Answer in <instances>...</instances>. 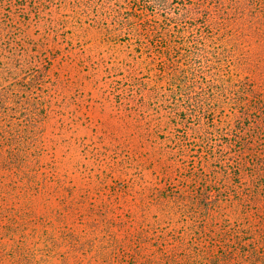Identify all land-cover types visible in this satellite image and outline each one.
I'll return each instance as SVG.
<instances>
[{
  "label": "rangeland",
  "instance_id": "374dc122",
  "mask_svg": "<svg viewBox=\"0 0 264 264\" xmlns=\"http://www.w3.org/2000/svg\"><path fill=\"white\" fill-rule=\"evenodd\" d=\"M135 1L0 12V264H142L167 224L201 260L220 241L226 264L264 254V0H159L172 23L207 20L195 48L180 28L163 46L160 17ZM182 62L206 99L167 85ZM186 97L217 121L202 150ZM199 191L200 215L176 209Z\"/></svg>",
  "mask_w": 264,
  "mask_h": 264
},
{
  "label": "trees",
  "instance_id": "16d2710c",
  "mask_svg": "<svg viewBox=\"0 0 264 264\" xmlns=\"http://www.w3.org/2000/svg\"><path fill=\"white\" fill-rule=\"evenodd\" d=\"M26 0H0V12L2 11L3 14H6L7 16L9 13L15 9L17 11H22L29 7V9L35 10L33 5L27 6ZM172 1V0H171ZM135 2L140 3L139 7L143 6H149L151 14H158V17H160V20L158 19L155 21V27L157 28V31L161 33V37L164 38V44H166V47L168 48L170 45H173L174 47L179 45V43H176V41L172 40L176 38L177 33L179 32V28L183 30H188L184 32L182 35H180L177 40L180 41L181 45L186 43V40H190L189 45L192 44V47H196L197 45L205 46V42L212 40V35H214V31L212 28L208 26L207 20H204L203 23L199 22L198 24H192L190 23L187 25L185 21L182 24H176L172 23L171 20L172 14H171V8L169 9L170 13L165 14L164 11H159L158 8L160 7L159 0H136ZM184 2V1H183ZM25 5H24V4ZM24 5V6H23ZM157 5V6H156ZM183 5V4H182ZM181 5V6H182ZM18 8V9H17ZM186 8V7H185ZM184 8V9H185ZM180 16L181 12L177 10V12H173V16ZM198 21V20H197ZM161 23V24H159ZM161 25V26H160ZM174 28L176 31L175 34H170L169 39L166 40V36L164 33L168 34V29ZM178 41V42H179ZM206 47L196 49L197 51L201 52ZM165 50V48H162ZM174 49V48H173ZM174 51V50H172ZM167 55V54H166ZM177 59V58H175ZM169 65L173 64V59L168 60ZM185 64L182 62L180 65L177 66V70L174 69L173 73H170V68L168 70V73L166 72V80L168 81L167 85L172 86L175 89L181 90V86L184 84V80H187V83H190L191 86H195L193 82H195L194 78H184L185 74L182 73L181 68H183ZM170 67V66H169ZM196 83H198L196 81ZM202 84V83H201ZM213 86L214 83L212 82ZM199 86L191 87L194 92L195 96H199L200 99H206L208 90H212L211 86L208 87H200ZM202 86V85H201ZM201 89V90H200ZM200 90V91H199ZM207 91V92H206ZM187 104L189 106V110L193 112L192 117H190V125L184 126V131H195L199 135V142H200V150L203 149L204 145H212L211 142L208 141L207 135H211L216 131L217 128V121L215 118H213L212 115L209 114L208 110L204 106V102L198 101L197 99L186 97ZM183 104H180L181 106ZM187 105V106H188ZM174 116L177 119L180 120V122H176L175 126L180 123L183 124L185 117H184V109L175 111ZM187 127V128H186ZM178 128V126H177ZM225 138H228V135L225 134ZM218 148L215 149V147L212 151H218L222 146H217ZM201 193V191L197 192L195 195L190 194L188 198L183 195L181 199L178 200L179 206L176 207V209L184 208L185 210H189L192 215H200L204 208H202V205L204 203H210L212 201L211 198H207L206 200H202V196H198ZM177 201V199L175 200ZM167 206L169 207L171 205V202L167 201ZM173 203V202H172ZM177 206V205H176ZM173 212H177L172 208ZM179 213L177 212L178 216ZM186 229V228H185ZM184 228H171V225L167 224L160 232L157 233L155 231V234L153 236L154 240H152L149 245L152 247V254L148 256V258L144 259L142 264H226L227 257L226 252H224V246L222 245V242L220 241L217 244L212 243L211 244V250L209 255H206L203 257V260H201L200 250L197 249L196 244V238H194L193 235L189 237V240L182 239V234L186 232ZM192 233V232H191ZM138 239L141 240L140 237L136 235V238L134 239V242L132 243V246L130 248V251L132 249H136L135 243H138ZM147 239V237H145ZM155 245V246H154ZM249 254V252H247ZM259 260L255 262V264H264V254H260L257 256ZM247 258V256L245 257ZM119 259V258H118ZM117 259V260H118ZM132 259V258H131ZM254 260L252 261L253 264ZM127 264H132V262H127ZM244 264V263H243Z\"/></svg>",
  "mask_w": 264,
  "mask_h": 264
}]
</instances>
